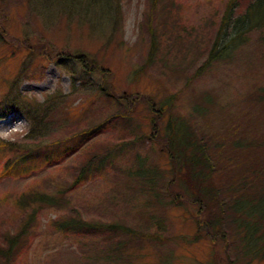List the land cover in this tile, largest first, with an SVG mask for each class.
<instances>
[{
    "label": "rangeland",
    "instance_id": "1",
    "mask_svg": "<svg viewBox=\"0 0 264 264\" xmlns=\"http://www.w3.org/2000/svg\"><path fill=\"white\" fill-rule=\"evenodd\" d=\"M226 1L119 0L117 19L103 0H0V110L11 108L0 115V246L27 224L23 193L61 200L38 205L0 264H264L233 254V211L182 191L160 109L174 99L170 113L206 144L227 202L247 172L264 177V28L208 63ZM150 27L159 44L147 66ZM77 214L135 234L56 228Z\"/></svg>",
    "mask_w": 264,
    "mask_h": 264
},
{
    "label": "trees",
    "instance_id": "2",
    "mask_svg": "<svg viewBox=\"0 0 264 264\" xmlns=\"http://www.w3.org/2000/svg\"><path fill=\"white\" fill-rule=\"evenodd\" d=\"M51 3L65 2L69 4L74 0H50ZM101 0H89L91 6L100 3ZM57 2V3H58ZM111 10L114 9V14L119 19L120 2L119 0H103ZM112 15V11H110ZM255 28H264V0H227L225 3V11L222 15L221 26L219 29L218 38L211 49L207 62L210 63L217 58L224 57L225 51L232 47L236 41L243 39L246 33ZM151 30V47L145 61V65L153 63L159 40L153 27ZM236 45V44H235ZM101 89V86L98 87ZM108 95L110 93L106 91ZM174 99L169 98L163 100L160 104L161 112H167V123L165 133L169 141V153L172 158V168L179 175L182 191L188 194L192 201L208 209L218 210L222 217H225L227 210L233 211L234 219L237 224V232L239 234V248L234 250V255L248 259L249 262L264 261V177L253 178L255 173L247 172L246 177L237 187L231 188V192L235 195L227 202L222 196V189L215 183V165L210 151L202 140H197L196 136L189 130L186 120L183 118L174 117L170 113ZM16 109L25 110L31 114L34 121H41L36 114L31 110L28 111L23 107ZM11 108L0 110V115L6 114ZM181 119V120H180ZM14 147L13 142H3V149ZM15 160L14 163H16ZM11 168V166H10ZM153 181V180H151ZM238 194V195H236ZM23 208H29L31 212L27 216V224L15 233L9 241L7 248L0 246V252L8 259L11 253L16 248V245L21 238L27 233L32 221L35 219L37 207L39 204L56 206L61 203L60 198L56 194L29 190L18 200ZM232 214V216H233ZM224 220V219H223ZM212 225L216 232H222L225 239H228V232L221 227L220 221H212ZM56 228L62 231L69 232H113L115 234H130L133 230L125 224L119 222H106L101 220H86L81 215H65L55 221ZM221 228L216 229L219 226ZM132 233V234H131ZM158 235V234H156ZM232 243H228V245ZM226 255L228 259L233 256L231 253ZM238 251L239 254H238Z\"/></svg>",
    "mask_w": 264,
    "mask_h": 264
}]
</instances>
